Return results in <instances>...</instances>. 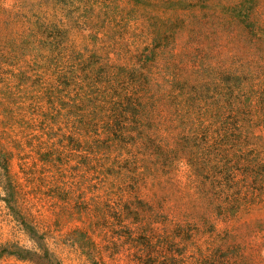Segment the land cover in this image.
<instances>
[{"label":"rangeland","instance_id":"rangeland-1","mask_svg":"<svg viewBox=\"0 0 264 264\" xmlns=\"http://www.w3.org/2000/svg\"><path fill=\"white\" fill-rule=\"evenodd\" d=\"M0 144V264H264V0H0Z\"/></svg>","mask_w":264,"mask_h":264},{"label":"trees","instance_id":"trees-1","mask_svg":"<svg viewBox=\"0 0 264 264\" xmlns=\"http://www.w3.org/2000/svg\"><path fill=\"white\" fill-rule=\"evenodd\" d=\"M55 33L59 34L60 32L58 31ZM55 33H53V34L55 35ZM55 36L58 37L61 35H55ZM121 122H122L121 120H118L115 122V124L120 126ZM136 123H138V122H136ZM134 130L135 129L130 130V131H134ZM120 139H122V138H120ZM111 141L115 142V139L111 140ZM106 144H108V146H109L110 142H108ZM3 150H4V148L0 144V151L3 152ZM76 171L77 172H75L76 174L74 175V177L68 176V175L63 177L64 179H66L67 183H65L63 185L58 183L56 186L53 185L50 188L51 189L50 193H52V198L56 200L55 202H53L52 207H54L55 203H58V205L60 204L61 208H60L59 213L62 214V212H63V214L69 215L70 217H72V215L74 217V216H76V214L77 215L83 214L86 207L89 206L95 200V197H93L92 202L90 204L88 202H85V198L87 197V194L89 193V191H93L94 189L92 187L91 188L90 187H87V188L84 187L87 183L86 173H85L86 171L84 169H77V168H76ZM87 172H88V170H87ZM77 177H79V179H76ZM107 206H109V214H110V216H108V217L112 218V223H111V221L105 223V227H112L111 228L112 229V235H119V236H124V235L127 236L128 235V236H131L130 234H127L128 230H127L126 221H128V222L131 221V223L133 225L134 224L137 225V226H135V228L141 226L140 222L143 221L141 219V212L137 213V212L132 211V212L128 213V216H126L125 214H122L119 212V210L117 209V205H113L111 207L110 204L107 202ZM94 215L97 216V212H95ZM62 216H64V215H62ZM131 217H132V220H131ZM126 219H128V220H126ZM116 228L117 229L120 228L121 231H117ZM31 230H33V229H31ZM129 230L132 231L131 228ZM135 230L141 231L144 234V232H147V226H144L143 229L138 228ZM133 231H134V229H133ZM29 235L31 237V240H33L37 243L38 248L40 250H43V255L41 256V258H43V259L50 258L49 251L47 249H45L44 245L40 242L41 238L37 237L39 234L35 231V232L29 233ZM76 235H77V239H78V237L84 238L87 236L86 233H82V234L77 233ZM144 235H146V234H144ZM180 236H181V232H180ZM42 238H44V235H42ZM144 240L146 241L145 244L150 243V240L148 238H145ZM17 249L19 250V252H17V251L11 252L9 250H6L5 252L3 251V253H6L7 255H14V256L22 259V260H28L31 258V256H34V255L38 256L37 252H33L31 250L30 251L24 250L20 247H17ZM142 259H144V258H141L140 260L142 262H144ZM136 260H139V257H136ZM148 263H150V262H148Z\"/></svg>","mask_w":264,"mask_h":264}]
</instances>
